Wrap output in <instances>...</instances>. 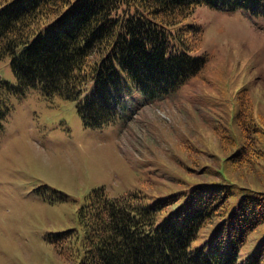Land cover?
<instances>
[{
    "label": "trees",
    "instance_id": "16d2710c",
    "mask_svg": "<svg viewBox=\"0 0 264 264\" xmlns=\"http://www.w3.org/2000/svg\"><path fill=\"white\" fill-rule=\"evenodd\" d=\"M199 5L256 12L264 0H0V59L9 58L15 78V84L1 83L0 93L21 95L37 86L45 98L73 101L84 126L107 124L126 89L161 94L206 68L207 55L191 53L201 28L186 22ZM234 99L241 139L223 152L225 163L245 173L263 171L256 137L264 129L253 119L246 88ZM9 112L0 97V132ZM220 120L212 130L225 151L235 141ZM207 155L209 165L193 169L205 176L200 182L149 202L144 193L146 202L131 203L128 193L111 198L101 187L91 189L76 208L79 232L66 229L51 240L58 254L76 257V264H264V238L238 259L250 232L264 223V186L217 182L215 159ZM206 228L208 238L195 245Z\"/></svg>",
    "mask_w": 264,
    "mask_h": 264
},
{
    "label": "rangeland",
    "instance_id": "374dc122",
    "mask_svg": "<svg viewBox=\"0 0 264 264\" xmlns=\"http://www.w3.org/2000/svg\"><path fill=\"white\" fill-rule=\"evenodd\" d=\"M186 22L201 27L191 53H206V68L161 99H130L121 120L99 132L82 128L70 100L44 98L37 88L20 98L8 96L10 112L0 132V264H76V257H61L48 237L65 229L79 232L76 208L88 191L128 193L131 203L144 202L140 192L181 191L205 177L193 169L209 165L207 151L218 157L217 182L264 186L258 183L264 182V170L245 173L223 161V152L229 154L241 139L232 120L240 88H246L253 119L264 129V6L249 13L199 5ZM7 61L0 59V76L13 83ZM215 119L234 137L225 151L212 130ZM256 145L264 151V135ZM238 200L232 196L229 206ZM263 237L264 223L250 233L238 259Z\"/></svg>",
    "mask_w": 264,
    "mask_h": 264
}]
</instances>
